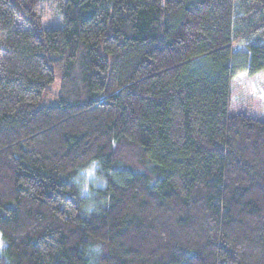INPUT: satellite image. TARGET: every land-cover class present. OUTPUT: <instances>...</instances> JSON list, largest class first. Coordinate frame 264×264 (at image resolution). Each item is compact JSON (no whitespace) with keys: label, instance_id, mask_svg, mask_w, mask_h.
<instances>
[{"label":"trees","instance_id":"obj_1","mask_svg":"<svg viewBox=\"0 0 264 264\" xmlns=\"http://www.w3.org/2000/svg\"><path fill=\"white\" fill-rule=\"evenodd\" d=\"M42 2L0 0V264H264V122L229 113L264 0H52L37 34Z\"/></svg>","mask_w":264,"mask_h":264},{"label":"rangeland","instance_id":"obj_2","mask_svg":"<svg viewBox=\"0 0 264 264\" xmlns=\"http://www.w3.org/2000/svg\"><path fill=\"white\" fill-rule=\"evenodd\" d=\"M46 6V7H44ZM38 20H34L33 29L38 34L41 29L60 28L61 15L60 10L56 3L52 0H43ZM242 45V44H241ZM234 49H239V45H234ZM244 56L242 55L243 59ZM237 74L231 82V105L229 113L233 115L237 112L246 114L249 117L255 118L258 121L264 122V71L253 77H247L243 73L241 63L237 66ZM59 92V79L55 78L53 84L49 88L42 101L36 105L37 108L41 107H55L57 106V94ZM144 171L151 174L152 170L149 165H144ZM82 173V174H81ZM79 190L83 195H86L87 185H98L101 178L95 174V165H90L89 168L80 172ZM96 249L90 250L89 264H95ZM99 255V251L97 254Z\"/></svg>","mask_w":264,"mask_h":264}]
</instances>
